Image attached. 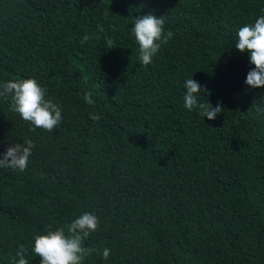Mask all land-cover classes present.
Instances as JSON below:
<instances>
[{
	"label": "trees",
	"instance_id": "obj_1",
	"mask_svg": "<svg viewBox=\"0 0 264 264\" xmlns=\"http://www.w3.org/2000/svg\"><path fill=\"white\" fill-rule=\"evenodd\" d=\"M146 14L174 35L144 66ZM261 15L264 0H0V83L35 78L63 116L34 128L0 97V153L35 145L25 171L0 168V264L20 244L40 264L35 237L85 212L100 226L83 264H264V88L235 49ZM192 77L215 120L184 107Z\"/></svg>",
	"mask_w": 264,
	"mask_h": 264
},
{
	"label": "clouds",
	"instance_id": "obj_2",
	"mask_svg": "<svg viewBox=\"0 0 264 264\" xmlns=\"http://www.w3.org/2000/svg\"><path fill=\"white\" fill-rule=\"evenodd\" d=\"M107 17V12L105 13ZM131 32L139 45V59L144 66L152 63L162 45L173 38L171 30L165 33L163 17L146 14L135 17ZM115 30V26H113ZM101 31L104 29L101 28ZM88 40L85 36L81 43ZM108 49L115 48L114 41L106 39ZM235 49L240 53H248L250 63L254 65L246 77V85L250 88H264V15L259 16L254 24H247L238 30V41ZM186 89L183 97L184 107L196 110L200 116L215 120L218 114L224 112L223 103L213 105L211 102H200L198 96L201 85L192 78L185 81ZM92 92H86L83 100L88 105H94ZM0 97L10 98L11 110L18 113L21 118L29 122L34 128H42L51 132L63 120L61 108L51 99H46V89L35 78L9 80L0 83ZM92 120H99L100 115L89 113ZM35 147L32 140H24L23 144L17 142L0 153V168L13 169L20 172L29 166L32 149ZM99 218L91 212H85L64 227L49 230L46 234L35 237L32 248L33 253L40 258V264H83L94 250L85 247V241L99 229ZM99 254V250H95ZM28 249L19 245L11 264H29L26 259ZM111 250L104 248L102 257L109 259Z\"/></svg>",
	"mask_w": 264,
	"mask_h": 264
}]
</instances>
